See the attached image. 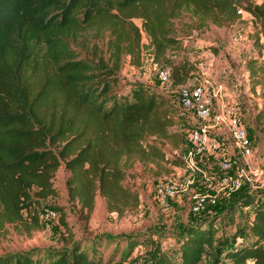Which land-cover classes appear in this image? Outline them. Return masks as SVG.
I'll use <instances>...</instances> for the list:
<instances>
[{"label": "trees", "instance_id": "16d2710c", "mask_svg": "<svg viewBox=\"0 0 264 264\" xmlns=\"http://www.w3.org/2000/svg\"><path fill=\"white\" fill-rule=\"evenodd\" d=\"M241 7L257 19L264 37V2L0 0V227L5 221L40 226L38 208L58 193L55 176L61 167L70 172V201L87 215L97 194L107 200L109 212L137 208L141 194L126 184L135 163L181 164L149 138L179 147L188 137L175 128L182 107L171 96L119 78L124 49L135 55L140 45L141 28L129 19L143 21L159 59L182 47V39L172 35V20L184 10L224 24L239 18ZM92 24H108L118 35L108 59L97 50L83 56L74 47L79 32ZM170 66L178 85L187 84L195 70L189 60ZM247 69L254 85H264L262 52L248 60ZM257 121L264 128V107ZM239 209H251L250 220L230 233L227 226L240 223ZM157 235L158 240H141L152 244L151 264H201L206 256L212 264H264V188L241 193L218 216ZM169 235L180 239L177 258L163 247ZM133 239L130 249L140 244ZM106 245L112 243L16 251L0 255V264H102Z\"/></svg>", "mask_w": 264, "mask_h": 264}, {"label": "rangeland", "instance_id": "374dc122", "mask_svg": "<svg viewBox=\"0 0 264 264\" xmlns=\"http://www.w3.org/2000/svg\"><path fill=\"white\" fill-rule=\"evenodd\" d=\"M263 2L264 0H241L243 6ZM239 10L242 12L239 18L233 22L227 20L224 24H217L211 18L203 19L202 15L184 10L180 17L172 20L176 30L172 35L182 39V47L169 49L159 59L155 55L151 37L143 27V21L138 18L129 19L128 22L141 28L140 45L135 55L124 49L118 76L127 84L139 82L149 92L171 96L180 106L179 92L182 85L176 84L173 79L163 83L158 77V71L172 70L171 62L189 60L194 64L195 70L185 85H204L206 94L213 98L215 113L228 108H234L240 113L252 140L249 166L252 170H257L264 169V128L257 121V115L264 107V85H254L247 69V62L251 57L259 56L260 52L264 56V37L260 34L259 22L252 13L242 7ZM117 39L118 35L110 25L92 24L79 32L74 40V47L83 56H93L97 50L108 59L111 42ZM122 44L125 47L127 41H123ZM175 120L176 130L183 132L187 137L190 130L198 124L192 112L184 108ZM220 138L225 140L224 142H229L225 131ZM149 140L163 146L166 156L178 159L181 164L137 161L130 169L132 177L126 180V184L141 194V202L137 208L128 209L122 214L109 212L107 200L101 194H97L94 209L87 215L70 201L66 187L70 172L61 167L55 176L58 193L42 200L38 208L40 226L31 223L25 225L22 222H3L0 227V255L70 246L75 242L90 246L93 241L101 240L112 243L111 246L106 245L108 250H105L102 264H151L149 252L152 244H146L141 240H158L157 233L172 234L174 229L183 228L192 220L204 219L209 215L218 216L225 205L235 202L241 193L250 191L253 184H261L264 180V177H261L260 181L253 177V182L248 181L244 189L232 199L226 201L221 199L220 204L212 210L195 214L191 211L193 195L208 189L207 183L200 175L188 192L170 200L169 206L166 207L157 199L156 187L160 182L189 175V170L182 165V159L191 150V144L187 142L175 147L170 143H162L154 136ZM227 153L236 162V166H245L239 152L230 146L229 149L224 148L217 156L205 158V162L213 166L207 167L210 175L214 174L217 178L222 174L219 168L220 156ZM60 206H65V210L60 211L58 219L46 218L49 209H60ZM250 217L251 209H239L236 218L240 223L227 226L228 232H234L238 226L247 223ZM217 224L223 228L221 221ZM133 237V241L140 244L130 249V240ZM162 244L173 258H177L180 239L169 235L162 240ZM113 253L115 255L110 259ZM201 264H212V260L206 256Z\"/></svg>", "mask_w": 264, "mask_h": 264}, {"label": "built area", "instance_id": "2783aa9c", "mask_svg": "<svg viewBox=\"0 0 264 264\" xmlns=\"http://www.w3.org/2000/svg\"><path fill=\"white\" fill-rule=\"evenodd\" d=\"M158 77L163 83L171 81V70H159ZM179 104L182 108L191 111L198 120L197 126L190 130L188 136L191 150L183 158V165L189 170V175L185 178L177 177L171 181L160 182L156 187V195L161 204L168 207L170 200L179 198L188 192L195 184L197 177L202 175L208 189L196 192L192 197L191 204V211L201 214L218 206L223 197L232 199L234 195L244 189L248 181L253 182V177L260 181L261 177H264V169L252 170L249 166L252 140L238 111L228 108L215 113L213 98L206 94L204 85H182L179 92ZM213 125L226 127L227 139L231 141L245 163L243 167L236 166V162L232 158L221 157L219 168L222 174L217 178L214 174L210 175L207 167H210L211 163H206L205 158L219 155L224 149L225 140L212 132ZM262 188H264V180L261 184H253V189L250 191ZM59 217L58 209L52 208L46 212V218L58 219Z\"/></svg>", "mask_w": 264, "mask_h": 264}, {"label": "crops", "instance_id": "0c3cea01", "mask_svg": "<svg viewBox=\"0 0 264 264\" xmlns=\"http://www.w3.org/2000/svg\"><path fill=\"white\" fill-rule=\"evenodd\" d=\"M213 130H212V132L214 133V134H216V135H218L219 137H220V135L221 134H224V131H225V133H226V127L225 126H221V127H216V126H214L213 125ZM228 140V139H227ZM229 142H225L224 143V148L225 149H229V147L231 146H233L232 145V143H231V141L230 140H228ZM229 144V145H228ZM224 156H228L229 158H232L230 155H229V153H227V154H223V155H221L220 157H224ZM219 157V158H220ZM210 167L212 168L213 166L210 164ZM223 200L222 201H226V200H229V199H227V198H225V197H223L222 198ZM214 208V207H213Z\"/></svg>", "mask_w": 264, "mask_h": 264}]
</instances>
